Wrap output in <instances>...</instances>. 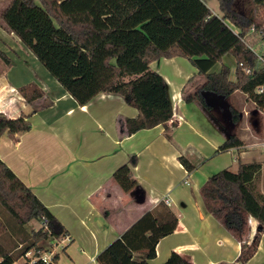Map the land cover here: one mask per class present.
<instances>
[{"label": "trees", "instance_id": "1", "mask_svg": "<svg viewBox=\"0 0 264 264\" xmlns=\"http://www.w3.org/2000/svg\"><path fill=\"white\" fill-rule=\"evenodd\" d=\"M234 1L218 0L220 15H216L205 0H11L0 14V25L19 38L79 105L99 93H109L135 107L138 115L124 119L127 133L132 134L172 116L167 84L150 69V63L160 58H186L197 69L202 81L191 90L182 89L186 103L196 102L209 111L211 97L224 98L241 91L264 111V65L245 40L252 25L256 30L261 27V20L250 8L246 12L236 9ZM247 2L264 11V0ZM260 38L264 41V30ZM227 53L235 58L233 79L225 64L211 71ZM0 59L10 62L2 50ZM258 87H263L261 93L255 91ZM19 91L29 102L40 96L34 84L23 85ZM230 113L232 122L237 123L239 111L231 107ZM30 126L25 115L0 117V137L27 131ZM241 145L235 132L215 152ZM178 159L189 172L196 167L182 155ZM134 163L132 156L130 165H121L112 176L125 192L138 187L130 170ZM260 168L259 162H239L236 171L223 168L210 175L201 188L207 209L223 217L224 224L239 237L247 216L256 221L254 237L248 245L241 244L236 260L243 264L255 253L264 231V193L256 186ZM1 208L6 216L0 212V264H11L27 251L32 250L33 255L49 251L54 238L66 236L64 226L0 159ZM32 220L41 225L28 236L16 238L24 231L22 226ZM176 224V214L161 203L159 209L145 212L95 259L99 264H149L159 240L171 234ZM26 241L22 251L16 252L18 244ZM53 258L56 260L57 254ZM161 264L193 263L172 252Z\"/></svg>", "mask_w": 264, "mask_h": 264}, {"label": "crops", "instance_id": "2", "mask_svg": "<svg viewBox=\"0 0 264 264\" xmlns=\"http://www.w3.org/2000/svg\"><path fill=\"white\" fill-rule=\"evenodd\" d=\"M10 1L0 0V14ZM0 50L10 61L0 59V117L25 115L31 124L27 131L0 137V159L66 229V236L58 239L66 238L55 264H99L95 258L105 247L145 212L159 209L161 203L176 214L177 224L171 234L159 240L149 264L164 263L172 252L193 264H243L236 260L241 244L248 245L254 237L256 221L247 216L239 237L224 224L223 217L207 209L201 188L210 175L223 168L234 172L239 162H259L256 186L264 193V137L236 131L242 145L215 152L227 134L235 133L239 120L233 128L227 124L218 96L211 97L214 106L209 111L182 99L188 81L200 77L188 59L160 58L150 63V69L167 84L172 116L152 128L128 134L124 119L135 118L138 110L121 96L99 93L79 105L19 38L1 25ZM26 84H34L40 91L32 102L19 91ZM237 92L223 100L229 109L239 111L240 119L246 113L247 96L243 93V104L236 101ZM255 121L252 125L257 127ZM231 153L235 154L232 159ZM180 155L196 167L187 171ZM224 155H230L229 162L221 161ZM132 156L135 163L130 170L138 187L125 192L112 176L118 167L129 164ZM263 235L244 264L256 258ZM23 257L24 264H30L29 258Z\"/></svg>", "mask_w": 264, "mask_h": 264}, {"label": "rangeland", "instance_id": "3", "mask_svg": "<svg viewBox=\"0 0 264 264\" xmlns=\"http://www.w3.org/2000/svg\"><path fill=\"white\" fill-rule=\"evenodd\" d=\"M205 1H206V5L208 6V8L214 14L220 15L218 0H205ZM1 5L2 4L0 3V8H1ZM233 5L236 9H238L240 11H244V12H246L249 8L252 9L254 15L259 17V19L261 20L260 26H264V11L261 10L259 7L251 6L250 3L247 2V0H235ZM260 35H261V33H259L258 31H253V32L249 31L247 33V35L245 36L246 42L257 53L258 52H264V41L260 38ZM222 64H225L229 67V69H230L229 77H230V79H233L234 78V69H235V64H236L235 58L230 53L223 55L221 60L216 62L214 64V66H212L211 71H218ZM41 69H43V68H41ZM201 81H202L201 77L197 78L195 81L190 83L187 90H191V89L195 88L197 85H199L201 83ZM235 97H236V101H240L241 103L243 102V104H245L244 103L245 100L243 99V93L241 91H238L237 94L235 95ZM246 102H247V104H245L246 105L245 106L246 113L245 114L243 113L244 116L241 117L242 119L241 118L239 119V125L236 128L235 132L237 131L238 133H243V134L244 133H246V134L250 133V134H252L256 137L258 136L260 139H262L264 137V111L259 110L256 107L255 103H253L251 100L246 99ZM238 106H240V105H238ZM240 108H242V107H240ZM255 110H256V112L254 113L253 111H255ZM253 119L256 120V122L258 123L257 127L252 125ZM249 137H250L249 141H252L253 140L252 136H249ZM234 155H235L234 153H231V156H232L231 159L233 157H235ZM195 157H197V156H195ZM221 157H222L221 158L222 162L227 163L230 161V155H224ZM0 212H1V214H4L6 216L5 210H3L2 208L0 209ZM11 221L15 222L12 219H11ZM38 226H39V223L36 221L35 222L34 221L28 222L26 225L22 226V227H24V231H19L17 236L15 234L14 235L16 238L23 236V235L28 236L30 234L29 231H31L32 229L34 230V228H32V227H38ZM27 243H28V241H26L23 245L18 244V247H16L17 249L15 251L20 253ZM256 254H255L256 258L251 262V264H264V235L262 238V245ZM24 263H25V259L22 256V257L18 258V260L15 264H24Z\"/></svg>", "mask_w": 264, "mask_h": 264}, {"label": "built area", "instance_id": "4", "mask_svg": "<svg viewBox=\"0 0 264 264\" xmlns=\"http://www.w3.org/2000/svg\"><path fill=\"white\" fill-rule=\"evenodd\" d=\"M264 30V26H261L258 28V30L255 29V26L252 25L250 27V32H253V31H258L259 33H261L262 31ZM236 32V30H235ZM248 47L253 51V53L255 54L256 56V59L258 62H260L262 65H264V52H255L252 47H250L248 45ZM256 92L258 93H261L263 91V87H258L256 90ZM263 147H264V143H263ZM166 202H168L167 199H165ZM41 225V224H40ZM66 239V238H65ZM65 239H62V240H58L57 238H54L53 241H52V244H51V248L49 251H44V252H38L37 255H33V252L31 251H27L25 253V257H28L29 258V262L31 264L35 263L36 261H41L43 264H55V261H54V255L57 253L58 249L62 248V245L61 243L65 240Z\"/></svg>", "mask_w": 264, "mask_h": 264}, {"label": "water", "instance_id": "5", "mask_svg": "<svg viewBox=\"0 0 264 264\" xmlns=\"http://www.w3.org/2000/svg\"><path fill=\"white\" fill-rule=\"evenodd\" d=\"M221 108L223 109V115L224 117L227 119L226 122L227 124L233 128L235 126L236 123H233L232 122V116H231V113H230V109L228 108L227 104L224 102L223 98L221 97ZM214 106V105H213ZM256 123V121H255ZM229 136V134H227V137Z\"/></svg>", "mask_w": 264, "mask_h": 264}]
</instances>
